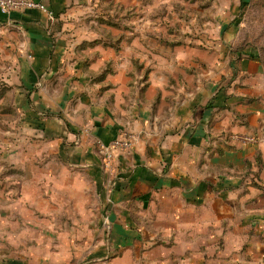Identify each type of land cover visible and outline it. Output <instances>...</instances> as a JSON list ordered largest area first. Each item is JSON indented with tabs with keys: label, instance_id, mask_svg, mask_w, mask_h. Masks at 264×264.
<instances>
[{
	"label": "crops",
	"instance_id": "crops-1",
	"mask_svg": "<svg viewBox=\"0 0 264 264\" xmlns=\"http://www.w3.org/2000/svg\"><path fill=\"white\" fill-rule=\"evenodd\" d=\"M35 1L53 15L0 13V76L28 125L70 142L103 186L102 234L74 264H264V102L255 82L171 85L157 54L144 83L142 47L117 49L97 35L94 0ZM126 134L131 147L104 171L99 145ZM24 260L0 264L41 263Z\"/></svg>",
	"mask_w": 264,
	"mask_h": 264
},
{
	"label": "rangeland",
	"instance_id": "rangeland-1",
	"mask_svg": "<svg viewBox=\"0 0 264 264\" xmlns=\"http://www.w3.org/2000/svg\"><path fill=\"white\" fill-rule=\"evenodd\" d=\"M90 10L106 43L120 49L138 41V80L147 83L159 54L166 68L158 74L171 85L250 78L264 102V0H94ZM14 95L0 76V260L81 263L102 234L103 186L75 161L70 142L28 125Z\"/></svg>",
	"mask_w": 264,
	"mask_h": 264
},
{
	"label": "built area",
	"instance_id": "built-area-1",
	"mask_svg": "<svg viewBox=\"0 0 264 264\" xmlns=\"http://www.w3.org/2000/svg\"><path fill=\"white\" fill-rule=\"evenodd\" d=\"M28 9H41L47 11L50 16L53 15L43 3L35 0H0V13L3 15H9L15 10H28ZM240 139L248 143H257L259 137L254 135H238ZM131 136L127 135L113 140L110 143H101L99 145V151L103 155L104 165L107 168L112 167L113 157L115 152L120 148H130L131 147Z\"/></svg>",
	"mask_w": 264,
	"mask_h": 264
}]
</instances>
